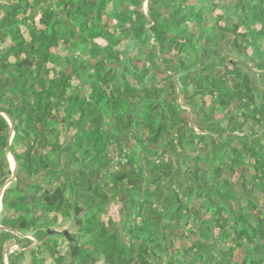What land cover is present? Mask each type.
Segmentation results:
<instances>
[{"label":"trees","instance_id":"obj_1","mask_svg":"<svg viewBox=\"0 0 264 264\" xmlns=\"http://www.w3.org/2000/svg\"><path fill=\"white\" fill-rule=\"evenodd\" d=\"M190 1L0 0V264H264V0L214 5L199 70Z\"/></svg>","mask_w":264,"mask_h":264},{"label":"rangeland","instance_id":"obj_2","mask_svg":"<svg viewBox=\"0 0 264 264\" xmlns=\"http://www.w3.org/2000/svg\"><path fill=\"white\" fill-rule=\"evenodd\" d=\"M221 4L222 3L219 0H191L189 3V6L193 7L194 14L196 15L195 22L192 23L190 25V27L192 30L198 31V48H197L195 54L193 55L194 58H197V62H196V59H194V61H195V63H197L198 70L203 65V59L202 58L204 56V53L207 52L206 48L211 49V47H210V46H212L211 42H213V40H218V39H216L217 34H218V32L216 31V27H217L216 22L214 19L211 21L208 20V15L210 14L214 5H221ZM110 9L111 10H117L118 8H117L116 4H113L110 7ZM110 9H109V11H110ZM187 9H188V7H187ZM144 11L147 13L146 2L144 5ZM237 14L243 15V13L240 11H238ZM247 31H248L247 27L241 29V32L248 33ZM242 38L243 37H240L239 42L240 43L241 42H243V43L247 42V44H249V46L247 47L248 49H246V51L243 50V53L237 54V56L233 53L232 54L233 58L235 57V58H237V60H243L244 62H246L247 64H249L253 68L254 72L261 71L260 68L257 66V63L260 62L262 59L256 58L255 53L253 54L255 49L251 47L250 39H253V37H248V39L245 38L246 40H244ZM98 42H100V41H98ZM101 42H103V41H101ZM126 43L127 42H123L122 45H120L118 48H122ZM128 43H129L130 47L133 49L134 43H130V42H128ZM257 47L259 50H262L264 48V43L259 42L257 44ZM214 48L216 49V45ZM206 59H208V57H206ZM253 60H255V62H257V63L253 62ZM251 84H252V86H255V87H253V93H254V96L256 97V101H257L258 105L264 106V73L259 72V76L255 80H253V82ZM207 112H208V110H207ZM203 121H207V120H205V118H203ZM207 122H209V121H207ZM239 122H243V120H240ZM196 130H197V132H201L205 135H214L215 137L223 138V134H222L221 129H213V130L206 129L204 131H200L198 128H196ZM244 131L249 133V134H253V136L256 137L258 134H260L261 129L257 123L249 121L245 124ZM237 134H239V133H237ZM65 139H66V137L63 136L62 141H64ZM115 153L116 152H114L110 149L108 155L110 158H113V156H116ZM198 155H200L199 152H198ZM164 159L166 161H168V160H171V157L165 156ZM10 160H11V158L9 157V162H11ZM10 165H11V163H10ZM12 179L13 178H11L10 181H12ZM10 181H8L6 186L0 190L1 199L3 198L2 193L4 192V190L7 188H10L12 186ZM236 181H237V179H234V182H236ZM0 206H1V202H0ZM261 206H264L263 201L261 202ZM107 210H108V213L110 215H112L114 217L118 216L116 206H111ZM2 213H3V211H2ZM80 217L82 218V220L86 219L85 214H82ZM62 222H63V218L59 217L58 223H57V225H55V229H54L55 231H59V232L67 231L69 233V236H73V235L78 236V228L76 227V225L72 221H67V222L63 223L62 228H58L59 224H62ZM29 238L32 241L34 240L31 236H29ZM57 240H58V244H59V251L62 254H65L66 253L65 251L67 250V246H68L67 242L65 241V239L63 237H60ZM257 246H259L258 240H256L253 244L246 243L245 249H242L236 253L237 259L239 261H241L242 259H244V256H247V255H251L255 258H257V257L259 258V256L262 255L261 254L262 251L260 248L256 249ZM14 249H16V246L15 245L11 246V250H14ZM50 262H52V261L51 260L48 261L47 264H50Z\"/></svg>","mask_w":264,"mask_h":264},{"label":"water","instance_id":"obj_3","mask_svg":"<svg viewBox=\"0 0 264 264\" xmlns=\"http://www.w3.org/2000/svg\"><path fill=\"white\" fill-rule=\"evenodd\" d=\"M237 64L242 66V67H244V68H246L249 71H253L252 67L249 64H247L246 62L238 61ZM16 171H17V166H16V169H15V173H16ZM15 173H14V176L12 177L13 179H12V181H10V183H12L14 181ZM66 236H68V233H66ZM11 246H13V245H11ZM11 246L9 247V251L11 249Z\"/></svg>","mask_w":264,"mask_h":264},{"label":"crops","instance_id":"obj_4","mask_svg":"<svg viewBox=\"0 0 264 264\" xmlns=\"http://www.w3.org/2000/svg\"><path fill=\"white\" fill-rule=\"evenodd\" d=\"M9 157H10V158L12 157L13 161L15 162V160H14V158H13L12 155H10ZM9 163H11V162H9ZM16 166H17V165H16V162H15V167H14L15 169H16ZM10 167H12V164L10 165ZM12 168H13V167H12ZM12 168H11V171H12L13 174H14V173H15V169H14V168L12 169ZM2 194H3V193H2ZM0 202H1V206H0V217H1V215H2V210H3V208H2V199H1V197H0ZM12 245H13V244H12ZM13 246H14V245H13Z\"/></svg>","mask_w":264,"mask_h":264}]
</instances>
